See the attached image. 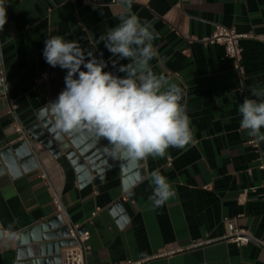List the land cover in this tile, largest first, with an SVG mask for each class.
<instances>
[{"label":"crops","instance_id":"1","mask_svg":"<svg viewBox=\"0 0 264 264\" xmlns=\"http://www.w3.org/2000/svg\"><path fill=\"white\" fill-rule=\"evenodd\" d=\"M6 4L7 23L0 30V152L26 140L33 123L52 126L49 103L64 90L67 70L46 63V39L59 35L79 42L106 62L104 71L119 77L126 75L120 65L130 62L114 57L104 42L97 45L126 11L120 0ZM131 11L159 33L150 65L186 94L182 106L193 142L186 149L169 148L163 158L145 159L146 176L127 190L120 165L95 171L80 154L92 141L83 136L87 128L77 134L70 156L61 152L57 157L34 144L32 167L25 170L18 162L12 170L4 167L0 176V264H15L20 235L44 223L52 232L72 226L88 232L86 264H264V249L255 242L238 248L223 241L225 219L236 220L255 240L264 239V142L240 128L237 111L246 96L251 98L249 85L264 87V0H133ZM219 25L255 36L241 41L244 94L224 48L203 43ZM46 73L49 82L37 84ZM154 170L175 192L161 207L149 200ZM56 191L63 215L53 200ZM205 241L212 243L193 248ZM171 249L184 251L158 257Z\"/></svg>","mask_w":264,"mask_h":264},{"label":"clouds","instance_id":"2","mask_svg":"<svg viewBox=\"0 0 264 264\" xmlns=\"http://www.w3.org/2000/svg\"><path fill=\"white\" fill-rule=\"evenodd\" d=\"M126 11L119 23L97 39L119 59L124 77L104 71L107 64L79 42L51 36L45 41L43 57L50 66L67 70L65 88L50 105L52 132L71 133L87 128L109 142L116 159L163 158L169 148L186 149L193 130L182 100L181 87L156 74L150 61L157 57L153 41L159 38L154 26L131 11L133 0H120ZM6 0H0V30L7 23ZM117 60H113L115 66ZM84 69V70H82ZM238 106L239 126L247 136L264 142V87L249 85ZM154 207L163 206L175 192L159 170L151 172Z\"/></svg>","mask_w":264,"mask_h":264},{"label":"water","instance_id":"3","mask_svg":"<svg viewBox=\"0 0 264 264\" xmlns=\"http://www.w3.org/2000/svg\"><path fill=\"white\" fill-rule=\"evenodd\" d=\"M2 85L0 77V93L2 92ZM51 129L52 126L39 122L27 127L26 140L0 152V176L4 175V167L12 170L18 162L24 166L25 170L28 167H32L34 144L49 149L57 157L60 156L61 152L68 153L69 156L72 155V152L69 151L72 145L78 146L77 134L86 128L65 135L62 133L57 135ZM83 136L88 141L92 140L90 148L85 152H80L84 159L90 162L92 170L100 171L107 167L112 168L120 165L124 178V190L129 189L146 176L145 159L113 158L109 142L106 139L97 137L89 130L83 133ZM67 137L69 138L68 140ZM84 232V230L79 231L80 234ZM52 241L58 242L47 244ZM39 243L42 244L37 246L36 244ZM32 244L34 246H31ZM72 245H74V242L69 239V228L66 227L61 231L52 232L48 223H44L20 235V249L18 250V258L15 264H62L61 250Z\"/></svg>","mask_w":264,"mask_h":264},{"label":"built area","instance_id":"4","mask_svg":"<svg viewBox=\"0 0 264 264\" xmlns=\"http://www.w3.org/2000/svg\"><path fill=\"white\" fill-rule=\"evenodd\" d=\"M73 1V0H72ZM252 34H239L235 29H229L223 26H216L215 30L211 37L205 39L203 43L205 45H218L222 46L225 50V57L232 60L234 63V69L238 74L240 88L239 92L244 94L246 92V71L243 65V49L241 47V41L249 38H254ZM264 41V37L261 38ZM51 79V75L46 73L41 75L37 80V84H43L49 82ZM3 82V80H1ZM251 145H255V142H251ZM260 170L264 171V164L260 167ZM43 180H46V176H42ZM54 203L57 207V212L60 215H63L65 210L61 202V193L56 191L53 196ZM99 210H97L93 217L97 215ZM227 233L223 238V241L236 245L238 248H243L250 243L255 242L259 245L260 248L264 249V239L263 240H255L249 232L240 228L237 225L236 220L225 219L224 220ZM79 226H72L69 229V239L74 242V245L65 249L62 254V264H86V243L90 239V234L88 232H84L80 234ZM211 241H205L193 246V248H197L203 245H210ZM184 250L182 249H171L158 257L172 256L178 253H182ZM149 260H141V261H124L115 264H144Z\"/></svg>","mask_w":264,"mask_h":264}]
</instances>
